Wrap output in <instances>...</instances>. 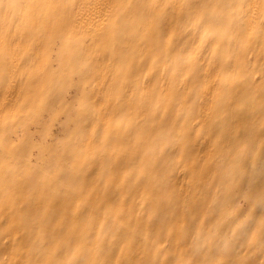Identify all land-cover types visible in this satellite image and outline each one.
Masks as SVG:
<instances>
[{
    "label": "clouds",
    "instance_id": "clouds-1",
    "mask_svg": "<svg viewBox=\"0 0 264 264\" xmlns=\"http://www.w3.org/2000/svg\"><path fill=\"white\" fill-rule=\"evenodd\" d=\"M0 264H264V0H0Z\"/></svg>",
    "mask_w": 264,
    "mask_h": 264
}]
</instances>
